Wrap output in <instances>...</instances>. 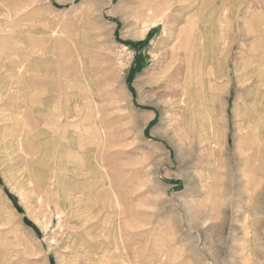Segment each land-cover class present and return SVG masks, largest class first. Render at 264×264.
I'll return each instance as SVG.
<instances>
[{
	"label": "rangeland",
	"instance_id": "1",
	"mask_svg": "<svg viewBox=\"0 0 264 264\" xmlns=\"http://www.w3.org/2000/svg\"><path fill=\"white\" fill-rule=\"evenodd\" d=\"M0 264H264V0H0Z\"/></svg>",
	"mask_w": 264,
	"mask_h": 264
},
{
	"label": "bare ground",
	"instance_id": "2",
	"mask_svg": "<svg viewBox=\"0 0 264 264\" xmlns=\"http://www.w3.org/2000/svg\"><path fill=\"white\" fill-rule=\"evenodd\" d=\"M151 0H147V2H150ZM110 2H111V0H110ZM118 10V9H117ZM136 11V10H135ZM116 13H119V11H115ZM143 12H145L146 14H149V16H147V17H149V23L151 24V26H153V25H157L159 22H161L162 21V18H163V15H164V12H163V10L161 9V7H158V8H156L155 10H151V8H144V9H142V10H140L139 11V13H143ZM115 14V13H114ZM122 16V15H121ZM144 16V15H143ZM146 17V18H147ZM145 18V17H144ZM125 20V19H124ZM183 35V34H182ZM173 73V72H172ZM171 73V74H172ZM228 76L230 77V82H231V84L233 83V82H238L239 81V71H238V68L235 66L234 67V69L232 70H230V71H228ZM190 80H191V77H190ZM231 86V85H230ZM179 87V86H178ZM175 88V87H174ZM181 91V90H180ZM169 94V93H168ZM182 103V102H181ZM134 121H135V123H139L140 121H141V117H139V116H135L134 117Z\"/></svg>",
	"mask_w": 264,
	"mask_h": 264
},
{
	"label": "trees",
	"instance_id": "3",
	"mask_svg": "<svg viewBox=\"0 0 264 264\" xmlns=\"http://www.w3.org/2000/svg\"><path fill=\"white\" fill-rule=\"evenodd\" d=\"M128 46L135 50H140V48L144 45V40L141 42H125Z\"/></svg>",
	"mask_w": 264,
	"mask_h": 264
}]
</instances>
